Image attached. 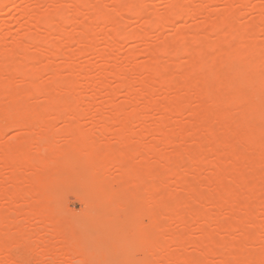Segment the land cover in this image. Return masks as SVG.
<instances>
[{
	"label": "bare ground",
	"instance_id": "bare-ground-1",
	"mask_svg": "<svg viewBox=\"0 0 264 264\" xmlns=\"http://www.w3.org/2000/svg\"><path fill=\"white\" fill-rule=\"evenodd\" d=\"M46 1L54 8L43 13L28 7L14 9L25 18L27 31L10 45L11 34L5 33L8 24L0 27V125L29 130L4 143L0 151L9 174L7 179L4 175L0 179V264H18L21 257H31L32 262L41 264H104L107 250L90 252L86 234L80 229L81 234L75 235L73 225L63 227L62 215L55 212L63 213L58 210L62 206L50 205L55 202L49 198L56 195L57 187L76 178L86 180V192L93 195L97 206H104L100 210L104 243L116 241L112 230L119 222L125 224L121 218L128 213L133 190L139 189L136 199L146 196L145 202L136 203L144 206L149 220L146 227H138V245L153 262L157 260L153 263L148 259L147 264H214L210 259L215 257L219 264H264V18L238 24L242 10L261 0H207V6L224 1L225 8L220 12L188 5L186 0H172L163 16L149 14L147 0ZM148 1L152 5L156 0ZM12 3L15 0H0V16ZM252 8L260 12L259 7ZM200 15L207 22L196 21L191 39L187 29H182L179 39L169 38L160 47L149 43L148 25L156 26L154 31H163ZM128 16L146 20L140 28L126 32L124 20ZM255 31L262 34V40L255 37ZM210 34L216 38L211 44L206 42ZM230 38L235 41H228ZM62 41L69 46L77 44L80 50L72 52ZM124 42L143 44L149 60L137 63L141 53L135 47L126 54L124 63L120 62L117 50ZM181 55L187 56L186 62L192 67L185 73V67L176 62ZM89 56L103 62L96 68V77L97 71L91 76L92 68L76 63ZM17 77L24 87L16 86ZM88 91L92 96H86ZM171 91L178 95L155 100L157 92ZM123 93L126 99L118 101ZM194 101L199 102L197 107ZM233 104L250 117L229 120L228 107ZM152 111L161 116L152 119ZM187 113L188 122L182 124L180 118ZM91 115L99 122L112 123L114 128L121 125L122 133L117 139L109 136L104 140V132L98 135L101 139L78 134L83 126L80 120L77 124L78 119ZM97 117L92 120L99 123ZM60 120H76L72 134L54 133L58 130L53 129V122ZM77 126H81L79 131ZM136 126L140 129L139 143L132 146L129 132ZM49 127L52 132L48 129L43 133ZM197 128L207 129L209 134L200 138L194 133ZM1 130L0 134L4 130L6 133L5 128ZM110 138L117 140L115 144ZM189 142H195V148ZM244 143L250 146L246 144L245 148ZM177 144L187 146L183 154L167 162L172 154L159 147ZM137 157H141L138 163ZM207 163L217 173L202 180L203 164ZM227 163L232 165L231 170L223 168ZM111 168L119 169L116 177L109 175ZM248 172L254 176H247ZM189 174H196L193 181H189ZM168 177L174 179L175 190L180 188L183 194L168 192ZM213 185V193L201 191ZM221 207L227 211L226 220L235 223L233 228L217 216ZM19 216L23 218L19 220ZM193 216L205 222L196 228L202 236L191 239ZM79 222L73 224L78 227ZM212 223L216 225L214 232ZM233 230L241 233L239 240L231 239ZM252 244L258 249L250 248ZM187 245L202 250L200 256L182 253ZM226 245L231 248L226 249Z\"/></svg>",
	"mask_w": 264,
	"mask_h": 264
},
{
	"label": "rangeland",
	"instance_id": "rangeland-1",
	"mask_svg": "<svg viewBox=\"0 0 264 264\" xmlns=\"http://www.w3.org/2000/svg\"><path fill=\"white\" fill-rule=\"evenodd\" d=\"M45 1L46 0H36V1L35 0H15V3H12L11 4L13 6H11V5H8L10 7L7 6L6 11L4 12V14H2L0 16V27L2 25H4L5 23L8 24V27L5 28V30H6L5 33L11 34L9 36V38H8L9 45L12 43V41L15 38L19 37L20 35H23L25 33V31H27L26 30L27 27L25 26V24H26L25 18H22L20 16V14H18L16 11H14V9L15 8L24 9V8H27L28 7L30 9H32V10H35V11L40 12V13H43V12L48 11L49 9H53L54 8V5H50V4H52L51 2H49V1L48 2L46 1L45 2ZM95 1L97 3H100L101 2V0H95ZM171 1L172 0H156L155 2L154 1H151V3H152V5H151L150 4V1L147 0L146 1V3H147L146 4V8L148 7L147 8L148 9L147 12L150 10L151 12L149 11L150 12L149 14H151V15H153V14H155V15L156 14L157 15L161 14L160 16H163L162 14L165 15V13L168 12L167 11V8L169 9L168 5L170 4ZM223 2L216 3V5L215 4H211V6L210 5L207 6V4H208L207 3V0H186V3L188 5H193L195 7H197V6L198 7L205 6V7H208L210 10H212L213 12L214 11L215 12L222 11L225 8V5H226V3L225 2L223 3ZM253 5H255V6H257V7L260 8V12L259 13L258 12H255L253 10V8H252ZM109 8H112V7L109 6ZM152 11H155V12H152ZM156 11L158 13H156ZM242 13H243V17L240 19V21L238 23L240 26H243L244 24H246L250 20L257 19L258 17H263L264 18V0H261L260 2L253 1L252 6H250L249 8H247L245 10H242ZM128 17H130V18H127L126 17L125 20L126 21H130L131 23L130 22H126L124 20V22L127 24V26H126L127 29L126 28L124 29V27H125L124 25L125 24L123 25L124 27L122 28V29H124V31L126 30V32H130V31H133L134 29L140 28V25L142 23H144V20H146L144 18V19H141V21H138V19L135 20L134 17H131V16H128ZM198 17L196 16V19L197 20L193 18V19H189V20H185V21H178V22H176L173 25L172 24L169 25L167 27V29H165L163 31L162 30L161 31H158L157 30L158 28H156V31H154L155 30L154 28L156 26H151L152 24L148 25V29L150 30L149 32H151L150 33L151 36H150V39H149L150 40L149 43H151L154 47L155 46L156 47H160L161 46V42H163V41H165L167 39L168 40H170L171 38H173L175 40L176 39H179L180 38L179 35L181 33L180 31L182 29H187V31L191 32V33H189V32L186 31V33H188V36L190 37V35H192L191 37H193L194 34H192V33H194V31L192 32V30L195 28V26L198 25V24H206V22H207V19L203 15H200ZM132 19H134V21ZM196 21L198 22V24H197ZM9 24H10V26H9ZM68 29H69V31H72L73 30L72 27H68ZM257 32L259 34L256 33V31H255V33H256V36L255 37H258L260 40H262L263 39V36H261L262 34L259 31H257ZM200 34L203 37L206 36L205 35L206 32L204 34H202V32H201ZM209 36L211 38H210V40H208L206 42H208L209 44L214 43V41L216 40L215 36L213 34H210ZM191 37H190V39H191ZM228 41L234 42L235 39L230 38V40H228ZM62 44H64V46H66L72 52L77 53L80 50L79 49L80 47L77 44H74L73 43V45L69 46V44L66 45V42H63V41H62ZM135 47L141 53V55H139L141 57H138L137 56L136 62L139 61V63H142V62L145 63L146 61H148L149 58L147 57V55H145L146 52H147V49L140 42H136V43H133V42H127L126 43V42H124L118 48V50H117L118 60L120 62L122 61L124 63V58L126 57V54L130 51V49L135 48ZM162 55H164V54H162ZM162 55L160 57H162ZM181 56H178L177 58H179ZM164 57H162V58H164ZM166 57H168V54H167ZM166 57L164 59L165 60H169V59H166ZM182 57H181V59H177L176 58L177 59L176 62L177 63L179 62V64H182L185 67L184 68L185 70L182 71V73H185L186 71L190 70L192 67H191V65H188V63L186 62V60H188L187 56L184 55ZM169 58H170V56H169ZM61 63H62L61 60H58L57 61V65L58 66H60ZM76 63L77 64H82V65H87L89 68H92L93 70L95 69V71L91 70V72H92L91 76H93V72H94V75H95L98 72V70L96 68H98V66L102 65L103 62L97 56H89V57H87L85 59L84 58H79V62L77 60ZM90 65H92V66H90ZM93 67H95V68H93ZM176 72H178V71H176ZM182 73L179 71L177 74L178 75H183ZM98 74H99V72L97 73V75H95V77L98 76ZM46 77L49 78L50 75H46ZM16 79H17L16 80V84H17L16 86H18L20 88L25 86V84H23L22 80H19L21 78L17 77ZM112 84L114 85L116 83L115 82H112ZM137 88H138V86H137ZM86 93H87L86 94L87 97L92 96V92L91 91H88ZM157 93L155 94V100H159V101L165 100L166 98L170 100V99H173L176 95H178L177 92H174V91H171V92H168V93H163V92H157ZM88 95H90V96H88ZM99 99L100 98H97L96 100L99 101ZM118 99H117L118 101H124L126 99V97L124 96V93L121 94L120 97H118ZM88 100L89 101L92 100L91 102H93V99H91V98H89ZM198 105H199V102L198 101H194V106L197 107ZM239 108H240V106H236V104H233V105H231V106L228 107V109L230 110L229 117L231 118L229 120H240V119H243V118H249L250 117L247 112H245V111H239L240 110ZM188 115H189L188 113H187V115L184 114L180 118V120L182 121V124L188 122V119H189L188 118L189 117ZM89 116H88V119H86L87 116H84V118L82 116V118H79L78 119V121H77L78 123L77 124H79V123L82 122L81 125H83L82 126V129L83 130L82 129L80 130V127L81 126H79V127L77 126L75 128L76 130L78 129V131L80 130L79 132L76 131V132H78V134H82L83 136H86V135H94V136L100 138L101 134H103V132H104V135H103L104 137H101L104 140L106 138L109 139V136L116 137V136H119L122 133L121 131L123 129H122V126L121 125L117 124V125L120 126V127L118 126L120 128V130H119L117 126H116V128H114L113 126H111L112 123L110 124V122L103 121V120H101L99 122L100 119H98V117L95 116V117H97L98 120L97 119L96 120L100 123L99 124V123H96V122L93 121V120H95V117L92 118L94 115L93 116L91 115V117H89ZM160 116L161 115H160V113L158 111H152L151 112L152 119H158ZM90 118H91V120L92 119L93 120L91 121ZM250 120L251 121H253V120L255 121V119H252V118H250ZM74 122L76 123V120L71 121V123L69 121H65V120H60L59 122H57V121L56 122H53L52 127L55 126V128H53V129H57L58 130V131L55 130L54 133H57V136H58V132L59 131H60V133L62 131H64V132H62L60 134V136L72 134L73 132H71V130L74 131V129L72 127L74 125L73 124ZM92 122L95 125H93ZM62 123L65 126H63ZM104 123H106V124H104ZM70 124H71V127L72 128L69 127ZM84 126H85V128H83ZM94 126H96L97 128L99 127V128L98 129H95ZM252 126H256V124H252ZM3 127L6 129V133H5V130H4L0 134V146H1V150L0 151H2V148L4 147L3 146L4 143L11 142L19 134L25 133V131L26 132L29 131L27 129L28 131L25 130L23 132L21 130L22 131L21 132L19 129H22V128L17 127L18 128L17 129V128H14L16 126H13V125H10V126H2V125H0V128L1 129H4ZM105 127L107 128L108 131L107 130H104ZM7 128L10 129V130H8ZM11 128H13V129H11ZM88 128H89V130H88ZM92 128L95 129L96 131L95 130H92ZM1 129H0V132L2 131ZM48 129L50 130L49 132H52L51 128L49 127L47 129L45 128L43 130V133H47L46 130H48ZM136 129H138V130L136 131ZM136 129L134 128L135 131L133 130V131H130L129 132V135L132 136V141H133L132 146L135 143L137 145L139 143V141H138L139 140V136H138L137 133H138V131L140 129H139L138 126H136ZM117 133H119V134H117ZM194 133L197 134V135L199 134V137L202 138V137H204V135H208L209 134V131L207 129L197 128V130H195ZM99 134H100V136H98ZM231 138L235 140V137H231ZM116 139H117V137H116ZM116 139L115 138H110L111 143L112 144H115V142L117 141ZM134 140L135 141L137 140V142H135ZM150 140H151V138L150 139H147L146 142H149ZM189 143L192 145V147L195 148V146H194L195 142H189ZM189 143L187 144L188 146L190 145ZM136 144H135V146H136ZM246 144H247L248 147L250 146L248 143H244L243 144V147L247 148ZM4 145H6V144H4ZM180 145H182V146H180ZM187 145H185V144H177V145H169L167 147L160 146L159 148H161L163 151H165L167 153L172 154L171 156H169L171 158L168 159V161H167V162H170L173 159V156L174 155L183 154V149H185L186 148L185 146H187ZM182 147H184V148H182ZM2 156H3V152H0V158H1L0 159V169L2 168V172L4 171L3 174L0 171L1 172L0 173V179H3V175H4V178L7 179L9 177V174H7V172H6L7 169L3 165L4 163L2 161ZM139 158H141V157H139ZM139 158L137 157L136 162L137 161L140 162L141 159H139ZM213 159L214 158L212 157L211 158V162L214 161ZM209 164L210 163H207V165L206 164H203V169L201 171V178H202V180H206L208 177H210V175L212 176V175H214V174L217 173V169L215 167L211 166V164L210 165ZM157 168H161V167L158 166ZM223 168L225 170H231L232 169V165L227 163V164H224ZM119 172L120 171H119L118 168H111L110 171H109V175L113 178V177H116L119 174ZM247 174H248L247 176H249V177H253L254 176V174H252L250 172H248ZM195 177H196V174H189L188 179H189V181H193L195 179ZM167 179H168V183H169V186H170V190H168L169 193H171V194H175L176 193L177 194V192H179V193L183 194V191L180 188H177V190L179 189L178 191L175 190L176 187L173 184V181H174L173 178L171 179V178L168 177ZM81 180L82 179L76 178V180L75 179H72L71 181H68V182H65L64 184L59 185V187H57V189H59V190H57V189L55 190L56 195L58 197L54 194L59 199L58 202L56 201L57 198L55 196H53V195H51V197L49 198V199H51L50 202L53 201V200H55L54 204H50L53 207H54V205L58 206L59 204H60V206H62V207L59 206L60 208L58 207L59 208L58 210H60L63 213H60L59 211H55V212H58L59 213V214L56 213V216H57V214L58 215H60V214L62 215L61 218H60L61 225H64L63 227H66V228L67 227H70L71 228L72 225H73L72 228H74V233H75V235H78V236L81 234V230H82V232L84 234H86V248L90 252H98L101 249H106L107 250V253H106V256L103 258L104 259V264H110V263L111 264H147V260L150 259L151 257L148 256L149 253L147 251H143L139 247L138 241H137V238H138V236H137L138 227L139 228H140V226L141 227H146L149 224V220L147 218H145L146 216L144 214V210H142V208H144V206H139V207L137 206V203L139 201L143 200V202H145V198L144 197H146V196L144 195V197H143L142 196L143 194H141V196H142L141 198L142 199L140 200L138 198L139 199L138 200L135 197L138 196L139 189L137 190V188H135L136 190L135 191L133 190V193L130 195V197L128 199V204H129L128 205V213H127L126 216L124 215L121 218V221L126 220L125 224L122 223L123 224L122 225L121 222H119L120 224L117 223V224H119V226L116 225V227L113 228V230H112L113 231L112 233H115L116 236H117L116 241L114 243H110V242L104 243L102 241V239H101V233H102V230H103L104 227H102V222L100 221V220H102L101 219L102 218V213L100 212V210H103L104 209V206L101 205L99 207V206H97L94 203L93 195H91L90 193H87L86 192V183H85L86 180H82V181ZM136 185L137 186H135V187H138L139 186V184H136ZM114 188L117 189L118 188V185H114ZM70 190H72V191H70ZM214 190H215V186L214 185L213 186H209L208 188L204 186V188L201 189V191L203 193H213ZM77 192H78V194H80L79 192H82L81 194H84V195L83 196L82 195L79 196L77 194ZM57 193H59V194H57ZM83 198H87V199H85L86 201L83 200ZM60 199H61V201H60ZM92 201H93V203L90 204V202H92ZM1 203H3V201H1ZM207 205H208L207 206L208 209L211 208V205L210 204H207ZM56 206H55V208H56ZM89 208H90V210H89ZM93 210H95V211L93 212ZM91 211L93 212V214H92ZM97 211H98V213H97ZM142 211H143V214H142ZM139 213H141V214L139 215ZM216 213H218V215H217L218 217H220V218H222L224 220L225 224H227L231 228L234 227V225H235L234 222H228L226 220V218H227L226 216H228V214H227V211L223 207H221ZM98 214H100V216H97ZM95 215H96V217H94ZM73 216H75L76 218H74ZM22 218L23 217H21V216L18 217L19 220L22 219ZM79 220H80V222L81 221L82 222H81V225H79L77 227L73 223H77V222H79ZM95 220H97V221L96 222H93ZM98 221H99V223H98ZM191 222L193 224V225L191 224L193 226V227L191 226V228H192L191 230L192 231L190 232L191 239L201 237L202 234H200L196 228L198 227V225L203 224L205 222V219H202L200 217L193 216V217H191ZM35 223H36V221L32 222V225H30L29 227L30 228H33V224H35ZM173 224H174L173 225L174 228L177 227V225L175 223H173ZM215 229H216V225L214 223H212L211 224V230L214 232ZM88 232H90L89 233L90 234L89 237H88ZM262 235H263V238H264V233H262ZM230 236H231V239H233V240L234 239H238L239 240L241 238V233L239 231L233 230L230 233ZM229 246L230 245H226V249H230L231 246L230 247ZM256 246L257 245L255 244V246L254 245L253 246H250V248H253L254 250H256V249L259 248V244L257 246L258 248ZM96 247H97V249H96ZM120 252H122V253H120ZM182 253H184L186 255H189V256H200V254L202 253V250L200 251V250L195 249L191 245H187L185 247V249L183 250ZM107 254H109V255H107ZM215 258L216 259L211 258L210 260L212 261V263L214 262V264L215 263L216 264H219L218 261H220V260L218 259V257H215ZM154 259H156V258H154ZM28 260H30V261H28ZM32 261H34V260H32L31 257H21V258H19L17 260V262H20L18 264H27V263L28 264H41V263H34L35 261L34 262H32ZM108 262H110V263H108ZM156 262H157V260H156ZM62 263L65 264L64 262H62Z\"/></svg>",
	"mask_w": 264,
	"mask_h": 264
}]
</instances>
